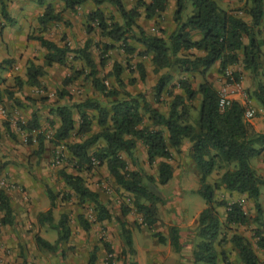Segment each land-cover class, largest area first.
<instances>
[{
	"label": "trees",
	"instance_id": "1",
	"mask_svg": "<svg viewBox=\"0 0 264 264\" xmlns=\"http://www.w3.org/2000/svg\"><path fill=\"white\" fill-rule=\"evenodd\" d=\"M63 1L67 9L77 12L78 7L86 0ZM93 1L101 4L106 0ZM110 1L120 13L122 23L115 20L113 16L107 17L101 9L92 10L87 15V33H92L97 25L101 35L110 39V42L102 43L101 54L116 48V43H120V47L126 54H133L136 49L129 39L134 38L146 47L140 55L153 54L155 72L178 65L186 72L199 71L201 81L198 87H194L190 79H182L178 84L184 91V95L174 94L173 88L169 85L170 75L164 74L155 87L157 102L163 94L172 97L169 110L167 114H164L152 107L143 94L133 95L125 89V83L121 79L123 70L121 64L114 63L113 71L105 78L98 76V67L105 64L107 57L103 56L99 63L96 62L91 51L92 39H88L82 47L72 49L68 44H58L43 35L30 34L29 39L39 41L47 53L42 64L34 60L27 62L26 80L16 77L19 86L40 87V78L47 74L46 68L57 64L69 67L73 71L72 76L64 79V86L84 75V80L91 81L103 97L109 100V103L104 106L94 98L75 102L72 94L65 87L60 89L58 96L64 98L66 102L57 104L54 108L60 118V125L55 129L51 142L54 145L65 143L71 153L72 162L80 173L84 169L93 167L95 162H98V165H105L115 183L132 196L133 206L123 203L122 218L114 216L109 206L100 200L97 192L86 185V180L81 175L61 170L62 179L75 192L80 204L86 201L94 204V211L97 213L96 221L113 219L120 223V235L124 241L122 254L124 257L135 255L137 252L132 232L123 218L135 210L142 215L141 224L149 229L154 228L159 221L158 205L164 202L159 194V187L168 184L174 176V166L171 163L172 149L181 150L184 140H188L191 143L190 156L200 176L198 193L202 195L206 203V207L198 216L195 228L194 261L217 264L221 260L224 264H233L226 250V245L230 243L243 264H264V260L259 257L249 239L236 231L231 235L228 232L232 231L233 226L248 224L252 218L239 203L230 204L225 200H217L215 197L216 191L221 189L246 194L255 201L257 215L253 220L263 223L260 197L264 188V177L252 166V159L264 153V131H256L245 119V109L240 102L232 101L230 105L221 109L219 91L206 77V72L218 62L220 63L219 73L223 74L230 65L240 60L238 52H242L245 69L251 70L254 75L256 84L254 96L264 106V85L257 81L264 39L257 37L256 30L264 19V0H249L250 6L247 12L252 18L251 23H247L233 11L221 9L215 0H176L177 29L169 39H165L162 35L147 34L136 22L140 16L139 6H144L146 16L152 18L156 15L160 16L166 10L167 0H151L150 2L138 0V7L131 9H127L122 0ZM189 2L192 3L193 13L186 18L184 13ZM38 3L45 5V0H38ZM4 4L1 2L2 15L8 22H13L14 19L9 15ZM56 21H64L62 13L57 11L51 3L46 4L43 14L38 18L40 29L46 30L50 23ZM65 23L70 24L68 21ZM196 30L202 33L200 40H194L192 37L191 32ZM245 36L249 38L248 44L243 41ZM193 49L203 51L204 54L187 53ZM71 52L74 53V60L82 64V69L77 70L75 65H70L68 59ZM10 63L11 60L2 61L0 68L3 64ZM140 75L142 79L145 78L143 65H140ZM235 75L239 79V74L235 73ZM108 76L115 77L119 89L106 85L105 79ZM199 98L197 107L193 102ZM26 99L31 100L30 97ZM2 102L3 96L0 92V104ZM192 108L197 109L194 124L190 121ZM89 109L98 112L99 130L96 132L93 130L94 118L88 113ZM74 110L80 117L78 127L73 117ZM145 113L149 114L150 125L145 124ZM50 123L55 124L52 120ZM156 126L165 127L168 134L165 135V130ZM6 127L8 128L7 123ZM24 127L30 131L39 129L35 111L32 119ZM74 132L81 140L71 143L69 139ZM37 141V153L41 154L45 147V137L39 135ZM138 141L143 142L147 147L148 163L150 165L158 163L157 177L148 174L142 168L129 170L127 160L121 156L120 153L125 152L136 162L134 150ZM94 147L96 150L90 153V149ZM218 161H223L228 166L232 165V168H227L217 181L210 183L208 178L215 171ZM4 166L5 164H0V172ZM44 188L51 207L46 212L40 213L38 220L40 223H53V209L56 207L57 195L47 185H44ZM222 207L228 208L224 219L220 211ZM0 210L3 212L0 225L14 224L10 198L2 188H0ZM68 221V215L62 214L58 222L59 237L55 244L37 235V246L56 252L57 243L68 240L72 235ZM78 222L86 231L91 228V221L83 213L78 215ZM168 228L169 243L176 251L182 252L180 228L175 225ZM154 236L161 243L168 242L167 237L161 233H155ZM255 238L257 247L264 251V231L258 230ZM105 249L109 256L108 260L111 262L114 250L110 244H106ZM95 260L96 256L92 255L90 263L93 264ZM129 264H138V262L131 261Z\"/></svg>",
	"mask_w": 264,
	"mask_h": 264
},
{
	"label": "crops",
	"instance_id": "2",
	"mask_svg": "<svg viewBox=\"0 0 264 264\" xmlns=\"http://www.w3.org/2000/svg\"><path fill=\"white\" fill-rule=\"evenodd\" d=\"M5 1L7 3V0ZM122 1L127 9L138 7V3H137L138 0H122ZM144 1L150 2L151 0H144ZM167 1L168 3H167L166 10L162 12L160 16L156 15L152 18H148L146 16V11H145L144 6H139L140 16L136 19V22L140 27L144 29V31L147 34L162 35L165 39H169L170 35L177 29V22L175 21V12L177 9L176 0H167ZM215 1L218 3L221 9L226 10V11H233L238 17L242 18L247 23L252 22V18L247 12V9L250 6L249 0H215ZM16 3H19V0H10L8 2L9 6L7 7V11L9 15L14 19V21L8 22L6 19L5 20L3 19L1 21L4 28L3 30L0 29V33H1L0 35V60L3 56L9 57L11 60L10 64H3V67L1 69L4 71V73H6L4 75V79L10 78L14 74V76L16 77L20 76L22 80H26L27 78L26 77V73H27L26 67L24 68V70L19 69L18 72L15 70L19 66H21V64L26 63L25 60L28 58H35V57L38 58L40 56V58L42 57V59L39 60L37 63L42 64L47 51L45 50V48L41 46L39 41L34 40V39H29V35L31 33H30V24H28V21L24 19L23 16L21 17L14 16L13 10H17ZM49 3H51L57 11L62 13V16L64 17V21H56V22L50 23L46 30H42V29L38 30L39 31L38 35H43L45 38L52 40L58 44L63 43L61 38L62 36H66L67 38H66L65 44H68L72 49H75V47L77 48L82 47L88 39H92L93 45L91 47V51L93 53V56L96 62H100L101 58L98 57L100 53L98 51L99 50L98 47H102V43L104 42H110V39L103 37L101 35L102 34L101 30L97 27V25H95V29L92 33H87L86 31L87 15L92 10L101 9L107 17L113 16L115 20L122 23L123 19L120 13L117 11V8L115 7V5L110 0H106L102 2L101 4H97L93 0H86L81 6L78 7L77 12H72L71 10L66 8V5L63 0H45V5H40L38 3L40 7L42 8V13L40 15L43 14L46 4H49ZM18 9L21 15H23L26 12L25 11L26 6L20 5ZM192 13H193V6H192V3L189 2L187 4V9L184 13V16L187 18L191 16ZM65 21H68L70 24L67 25ZM33 26L40 28L38 21L35 22ZM52 27H56V28L58 27L57 28L58 32L62 33V35L58 33L57 37H61V38L50 36V28ZM256 30L258 32L257 37H259L260 39H264V19ZM191 34L194 40H200L202 38V33L199 32L198 30L192 31ZM19 41L24 42L25 45L21 46L20 48L16 47V45L21 44L19 43ZM243 41L245 44H248L249 38L245 36L243 38ZM129 42L136 49V51L133 54H126L123 51V49L120 47V43H116L117 47L107 52L106 56L108 57V59H106L104 66L98 67L99 69L98 76L100 78H105L107 74L113 71L114 63L117 62L121 64L123 67L121 79L125 83V89L133 95H137L140 93L143 94L146 100L148 101V103H150L152 107L158 109L164 114H167V111L169 110V108L166 111L165 110L163 111L162 109L160 110L159 103H157V101L154 99V96L152 93L159 79L164 74H169L170 75L169 85L171 88H173L174 94L184 95V91L179 87L178 82L182 79H190L193 82L194 79L201 78L199 71H196L193 73L186 72L182 70L178 65H173L171 67L163 68V69H160L158 72H155L156 67L152 61L153 54L149 53L148 55L142 56L140 55V52L145 51L146 47L142 43L136 41L134 38H130ZM34 44L38 46V49L40 50V55L38 53L33 52L32 47L34 46ZM4 45H5V51H3ZM187 53H195L197 55L204 54L203 51H199L195 49L188 51ZM238 55H239L240 60L237 63L230 65L227 69H229L230 71L234 73L239 74V76L241 75L242 77L248 76L250 71L245 69L244 62H243V53L238 52ZM140 65H143V68L145 71L144 79H142L140 75ZM219 68H220V63L218 62V63H215L206 72L207 79L214 84V86L218 89V91L221 88L222 83H223L222 74L219 73ZM46 71H47V74H45L44 76L40 78L41 80L40 87L26 86L27 89L29 88L28 90L30 92L34 93V95L32 96H35L36 98L35 101H33V99L27 100L26 98L22 96L21 93L20 94L15 93L14 98H8V97L4 98L3 97V100H6V104H11V107L13 108L9 107L10 108L9 113L8 111H5V112L0 111L1 141L10 145V146L8 145L4 146V151L0 152V161L2 160L4 161L10 158H12L13 161L5 165L3 170L0 172V177H3V178H0L1 185L6 184V186L9 187V182H13L15 179L20 180L19 182L21 184L22 183L26 185L34 184V181H28V176L23 175V173L18 175V171L16 170V167L18 164L22 165V163H24L23 155L25 154H23L22 151H24L25 148L22 147L21 150H16V142L9 138L8 133L6 132V129L2 125V118L7 117L10 120H12L11 130L15 134L19 135L20 132H22V130L14 126L15 121L18 120L22 122L23 124L27 125L28 122L32 119V115L35 111L38 116L39 126L43 129L49 128L50 127L49 121L52 120L55 123L53 125L54 131H55V129L60 125V118L54 111V108L56 107L57 104H64L66 102L64 98H60L58 96V91L60 89H63L64 87L72 94L73 101L75 102H82L87 98H94L98 100V102L102 106L109 103V100L103 97V95L93 86L92 82L84 80V78L80 77L74 80V82H72L71 84L64 86L63 85L64 79L66 77L72 76V73H73L72 69H70L69 67L60 66V65L55 64L51 67H47ZM85 72L86 74L88 73L87 70ZM131 80H133V82H131ZM7 82L9 83L10 80L8 79ZM79 82H81L82 87L79 86L81 85V84H78ZM105 83L109 87H117L119 89L114 76H108L105 79ZM1 86H3V82H0V87ZM18 96L19 98H21V100L18 99ZM42 96L45 97V100H41ZM162 98H166V97L162 96ZM111 99L113 100L114 98H111ZM166 99L168 100L167 103L170 106L172 98L167 97ZM13 100L16 102H20L19 105H15L13 103ZM88 113L94 118L93 130L96 132L99 130L98 112L94 109H89ZM73 117L75 119L76 126L78 127L80 124V117H79V113L76 110L73 111ZM145 122H147L148 124H151L149 116H147V118L145 119ZM156 128L164 129L165 135L168 134L165 127L156 126ZM37 130L38 129H33L32 131H37ZM74 135H76L75 132L72 133V137ZM79 140H81L80 137L77 141ZM63 148L65 149L64 155L66 157L67 156L71 157L70 151L65 146ZM95 150H96V147L90 149V153H93ZM56 151L58 152L57 149ZM33 152H34V149H32L31 153ZM43 152H44V155L46 156H48V154H50L51 152V143L47 142L46 139H45V147H44ZM120 154L125 160H127V163L132 168H136V169L141 168V165H143L145 162L149 164L148 159H147V147L141 141L137 142V146L134 150V154L137 159L136 162L131 157H129L127 153L121 152ZM17 155H20V156L17 157ZM4 157H7V158L4 159ZM94 164L98 168L99 167L101 168L102 172H104L103 173L104 175L106 176L110 175L105 165H98V162H95ZM23 168L24 166L22 165L21 169ZM69 173L78 174L84 178L83 172L80 173L76 170L74 172H69ZM93 175H95L94 178H96L97 176H99V173L94 171V173H91L90 176H93ZM174 176H175V173H174ZM85 182H86V185L91 190L99 194L100 200L102 202L107 204V202L109 201V198H112L110 195H104V193L99 189L96 183H92V181H85ZM3 189L10 198V204L13 208L15 221H14V224L12 225L6 224V225L1 226L0 240L3 243L0 245V264H17L21 262L22 263L24 262L25 264H77L73 260L62 261L61 259L56 258L55 256L51 254V253H56V252L44 250L37 246V242H36L37 235L43 237L44 239L48 240L52 244H55L56 241H54L55 239H50L48 236L44 235V231L46 229H44L43 231H40L41 229H43L41 227L42 225L38 226L36 233H31L28 229H26L22 225L18 226L16 222L18 221L19 217L16 214V209H17L18 204H21L20 199L18 198V194H17L18 192L14 190H10V189H5V188ZM31 196L32 197H31L30 202L32 203V208L34 206L37 207L38 206L37 203L39 201L44 205V209L46 211L50 209L51 207L50 199L43 192V190H41V192L31 194ZM86 202L91 203V201H86ZM41 212H43V210H41ZM39 214L40 213H38V215ZM112 214L114 216H118L122 218V214L119 213L117 210H113ZM141 216H140L141 218L140 221H137L140 227L142 229L152 230V229H149L146 225L141 224L142 223ZM192 222H195V220ZM192 222L187 223V225L192 224ZM98 223L105 224L106 226H108V228L112 231L111 233L114 234L113 237L115 238V241L121 242L123 240L120 235L121 226L117 220H113V219L104 220ZM13 225H16L17 229H15ZM44 225L48 226L49 223L46 222ZM184 225L185 224H180L178 227L181 229L182 226ZM11 226L13 227L11 228ZM77 226L78 228L76 230L79 233H85L86 236L84 237V239L73 240L72 238V240L70 241V238L73 237L72 235H74L73 233L75 231V230L73 231L71 228L72 235L68 240L70 241V244L72 243L74 245H77L78 246L77 249L86 248V244L88 241L87 234L91 231L92 225L88 231L84 230L82 226L80 225V223ZM127 227L132 232L133 242L136 243V239H135L136 230L133 228V226L131 225L129 226V224H127ZM181 234H184V232L182 231ZM183 236L184 235H181L182 244H183L181 256H184V257L181 260V264H185V262L187 261L196 264V262L194 261L193 249H191V246H190L191 244L185 245ZM95 244L98 245L97 242H95ZM6 248H11L12 254L8 256L5 255L3 251ZM6 250L9 253V249H6ZM136 251H138L137 248H136ZM17 252L21 254L22 252H24L23 256H25L24 258L26 259V262L24 261L25 259L22 256L21 258H17ZM174 264H180V263L179 261H176L174 262Z\"/></svg>",
	"mask_w": 264,
	"mask_h": 264
},
{
	"label": "rangeland",
	"instance_id": "3",
	"mask_svg": "<svg viewBox=\"0 0 264 264\" xmlns=\"http://www.w3.org/2000/svg\"><path fill=\"white\" fill-rule=\"evenodd\" d=\"M10 0H7V3L5 0H0V29L3 30L2 20H5V17L2 15L1 12V2H3L4 6L7 7L8 2ZM26 6L25 13L23 15L20 14L19 7ZM17 10H13L14 16L21 17L23 16L24 19L28 21V24H30V33L31 35H38L40 28L34 27L33 24L38 21L39 15L42 13V8L38 4V0H19V3H16ZM12 13V11H11ZM26 26V25H25ZM24 27V25H23ZM58 28V27H57ZM56 27L50 28V36L57 37L58 36V29ZM62 35V33H59ZM1 35V33H0ZM258 35V32H257ZM66 36H62V45L65 44ZM259 38V37H258ZM260 39V38H259ZM21 44L16 45V47L24 46V42H20ZM101 43V42H100ZM15 47V48H16ZM77 48V47H75ZM99 48V58L102 60L103 56L107 57L106 54H101L103 49ZM17 49V48H16ZM32 50L34 53H38L40 55V50L38 49V46L34 44L32 47ZM3 51H5V45L3 46ZM38 55V56H39ZM74 53L69 54L68 61L71 65H75L76 69H82L80 61L74 60ZM42 57L40 56L37 58H28L25 60L26 63L21 64L15 71L18 72V70H24V68L27 66V62L29 60H34L38 62L41 60ZM108 59V57L106 58ZM10 60L9 57L3 56L0 60V62ZM73 61V62H71ZM99 63V62H98ZM259 68L257 72V81L259 83L264 85V47H262V57L259 59ZM104 66V65H103ZM102 66V67H103ZM16 68V67H15ZM248 76H239L240 80L243 84V90L244 93H246L248 100L247 104L254 109L255 114L254 117L251 118L249 121L256 131L262 132L264 131V106L255 98L254 91L256 89V84L254 80V75L252 74L251 70H249ZM88 72V71H87ZM4 71L0 68V82H3V86L0 87V92L2 93V96L4 98H14V94H22L24 98L30 97V99L33 101L36 100L34 93L30 92L26 86L21 87L18 85L16 81V76L14 74L7 79H4ZM20 77V76H17ZM81 78H84V75L81 76ZM4 79V80H3ZM8 79L10 82L8 83ZM201 81V78L194 79L193 80V86L198 87L199 82ZM78 84H81L79 82ZM82 87V84L79 85ZM19 92V93H18ZM154 99L156 100V91L154 88V91L152 92ZM164 97H171L168 94H163ZM160 97V100L157 102L159 103L160 110L163 111L167 110L169 108V104L167 103L168 100L166 98ZM172 98V97H171ZM18 99L21 100V98ZM41 100H45V97L42 96ZM240 101L242 98L239 99ZM200 98L193 102L194 105L198 107ZM165 102V103H164ZM13 103L15 105H19L20 102H16L13 100ZM11 107V104H6V100H3V102L0 104V110H3V112L8 111ZM13 108V107H11ZM168 112V111H167ZM191 116L190 121L191 123H195V117L197 115V109L192 108L191 109ZM149 116V114L145 113V119ZM50 122V121H49ZM6 123L8 128L6 127ZM11 124L12 120L5 117L2 118V125L6 129V132L8 133V136L10 139L16 142V150H21L22 147L25 148L23 152V160L24 163L22 165L24 166L23 169H21V164H18L16 167V170L18 171V175L22 174L25 176H28V181H34L33 185H26L24 183H20V180H14L13 182H9V187L6 186V184H3L0 186V188L10 189L17 191L18 198L20 199V203L17 206L16 214L19 217L16 224L18 226L22 225L26 229H28L31 233H36L37 228L39 225H42L40 231H44V235L48 236L50 239H55L54 241H57L59 237V228H58V222L62 214H67L69 217V225L74 231L73 237L70 238V241L75 239H84L86 236L85 233H79L76 229L78 228L77 225H79L78 222V215L83 213L87 219L91 221L92 229L87 234L88 241L86 244V248L77 249V245L70 244V241H61L57 243V251L56 253H51L56 258L61 259L62 261H70L73 260L77 264H91L90 263V257L92 255L96 256V260L93 264H129L131 261H137L138 264H174V262L179 261L181 264V260L184 256H181L182 253L178 252L174 249L173 246L169 243V226H179L180 224H185L180 229V242L182 244V237L184 240V244H191V249L194 248L195 242H196V235H195V228L198 223V216L200 212L206 207V203L202 195L198 193V189L200 188V176L199 172L197 170V167L193 161V159L190 156V147L191 143L188 140H184V144L181 147V150L176 151L175 149H172L173 158L171 159V163L174 166V173L175 176L170 180V182L166 185L159 187V194L163 198L164 202L163 204H159V211H158V220L159 223L155 225V227L152 230H146L142 229L137 221H140V214L137 213L135 210H132L127 217L124 218V220L129 224V226H133V228L136 230L135 239L136 243L134 247L137 248L138 251L135 255H129L127 257H124L122 254V249L124 248V241L121 242L115 241V238L113 237L112 231L106 226L105 224L98 223L96 221L97 213L94 211L93 207L94 204L85 202L84 204L79 203V199L75 192L66 185L64 180L61 176V170H67L69 172H74L77 170L75 168L74 163L72 162L71 157H66L64 155V146L66 147L65 143L64 146L61 143L59 145H54L53 142H51L53 135L55 133L53 124L50 123V127L43 129L39 126L40 129L37 131H30L27 127H24L25 124H23L20 121H15V127L22 130L20 134H15L11 130ZM145 124H148L145 122ZM150 125V124H148ZM41 131V133H40ZM14 133V134H13ZM12 134L14 136H12ZM39 135H43L47 142L51 143V152L48 154V156L44 155V152L41 154H38V137ZM79 139L77 135H74L69 139V142H76ZM10 141V140H9ZM5 142L1 141L0 136V152L4 151V146H6ZM10 146V145H8ZM59 146V147H58ZM63 146V147H62ZM67 148V147H66ZM32 149H34V152H32ZM58 150V152L56 151ZM62 151V152H60ZM60 155L61 163H56V157L57 155ZM20 155H17V157ZM7 157H4L6 159ZM13 159H6L0 161L1 165H7L9 162H12ZM16 162V161H15ZM21 165V166H20ZM129 165V164H128ZM252 166L256 169V171L264 177V153L258 157H255L252 159ZM128 167L129 170H135L136 168ZM141 168L144 169L148 174H152L157 177L158 175V163H155L153 165L147 164L146 162L141 165ZM232 168L231 166H228L227 163L223 161H218L217 167L215 171L209 176L208 182L213 183L219 179L221 174L227 169ZM97 172L99 173V176L94 178L95 175L90 176L91 173ZM84 173V179L86 178V181H92V183H96L99 187V189L104 193V195H110L112 198H109V201L107 202V205L113 210H117L119 213H121V206L123 203L129 204L130 206H133V199L132 196L128 193H126L124 190H122L116 183L114 178L109 175H104L101 170V168L97 166H93L91 168L84 169L81 171ZM3 178V177H0ZM94 178V179H93ZM1 181V179H0ZM95 181V182H94ZM44 185H47L50 187L57 195L56 197V207L53 209V223H49L48 226H45L44 223H40L38 220V213L46 212L44 209V205L38 201V206L32 208L31 200V194H35L38 192H43L46 194ZM47 195V194H46ZM34 197V196H33ZM215 197L217 200H225L228 203H239L243 210L252 218L248 224L246 225H238L233 226L231 229L232 231H228L231 235L234 231L237 233L245 236L247 239H249L253 245L254 248L259 255V257L264 260V251L259 249L256 245V232L258 230L264 231V188L262 189V195L260 197V203L263 209V223H259L257 221H254L253 219L257 215L256 207H255V201L251 198H249L246 194L237 193L234 191H228V190H218L216 191ZM227 207L220 208V211L223 215V219L225 218V213ZM3 216L2 210H0V218ZM195 222H192L194 221ZM130 221V222H129ZM135 222V223H134ZM192 222V224L187 225V223ZM1 226L0 225V236H1ZM15 229L16 225H13ZM11 226V228L13 227ZM45 226V227H43ZM184 232V234H181V232ZM155 233H161L165 237H167L168 242L167 243H161L157 237L154 236ZM95 242L98 243V245L95 244ZM3 242L0 240V245ZM110 244L114 250L113 254V260L110 262L108 260L109 256L107 254V251L105 249V245ZM95 247H98L97 249ZM186 247V246H185ZM2 248V247H1ZM135 248V250H136ZM6 249H9V253ZM3 253L5 255L12 254L11 248H6ZM226 250L229 253V258L232 261L233 264H243L238 255L237 252L232 248V245L228 243L226 245ZM188 253V252H187ZM24 252L19 253L17 252V258H21L23 256ZM25 259V258H24ZM18 260V259H17ZM26 262V259L24 260ZM22 263V262H21ZM24 263V262H23ZM18 264V263H17ZM185 264H195L191 262H185ZM197 264V262H196ZM198 264H206L203 262H198ZM217 264H224L221 260Z\"/></svg>",
	"mask_w": 264,
	"mask_h": 264
},
{
	"label": "built area",
	"instance_id": "4",
	"mask_svg": "<svg viewBox=\"0 0 264 264\" xmlns=\"http://www.w3.org/2000/svg\"><path fill=\"white\" fill-rule=\"evenodd\" d=\"M223 83L221 88L219 89L220 99H219V106L221 109H224L232 101H238L241 103V105L244 107V117L246 120H250L254 117L255 111L253 108H251L247 101L248 97L246 93H244L243 90V84L242 81L237 79L234 72L230 71L229 69H226L225 72L222 74ZM242 98L240 101L239 99ZM3 112V110H0ZM56 163H61V158L59 154H56ZM1 186V184H0Z\"/></svg>",
	"mask_w": 264,
	"mask_h": 264
}]
</instances>
